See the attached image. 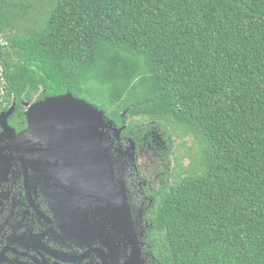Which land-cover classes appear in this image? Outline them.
Here are the masks:
<instances>
[{
  "label": "trees",
  "instance_id": "trees-1",
  "mask_svg": "<svg viewBox=\"0 0 264 264\" xmlns=\"http://www.w3.org/2000/svg\"><path fill=\"white\" fill-rule=\"evenodd\" d=\"M0 64V110L69 91L197 139L151 216L161 264H264V0H0Z\"/></svg>",
  "mask_w": 264,
  "mask_h": 264
},
{
  "label": "flooded vegetation",
  "instance_id": "flooded-vegetation-1",
  "mask_svg": "<svg viewBox=\"0 0 264 264\" xmlns=\"http://www.w3.org/2000/svg\"><path fill=\"white\" fill-rule=\"evenodd\" d=\"M47 97H13L0 110L1 116L13 109L0 117V264H161L150 236L151 216L178 182L177 171L144 176L135 155L125 151L133 150L134 141L138 152L142 138L134 133L140 128L125 132L124 125L121 138L107 129L114 140L109 153L115 177L108 188L122 190L118 200L102 194L94 181L67 178L64 154L55 151L58 138L46 142L32 131L19 137L28 127V112ZM161 128L147 134L173 147ZM90 158L93 165L95 156Z\"/></svg>",
  "mask_w": 264,
  "mask_h": 264
},
{
  "label": "water",
  "instance_id": "water-1",
  "mask_svg": "<svg viewBox=\"0 0 264 264\" xmlns=\"http://www.w3.org/2000/svg\"><path fill=\"white\" fill-rule=\"evenodd\" d=\"M12 110L3 112L0 117ZM27 116L28 127L19 137L26 138L32 131L35 137L46 142H51V137L58 138L55 140V151L60 150L64 154L62 157L65 163L61 168L66 172L67 178L73 176L84 184L94 181L98 183L102 194L111 193L108 195L115 200L119 199L122 190L115 186L108 188V185L115 184V177L112 170L113 158L109 153L114 140L107 129H113L116 136L125 126L118 128L114 121L108 119L104 109L69 91L48 96L35 104ZM92 154L96 160L93 165L90 158Z\"/></svg>",
  "mask_w": 264,
  "mask_h": 264
},
{
  "label": "rangeland",
  "instance_id": "rangeland-1",
  "mask_svg": "<svg viewBox=\"0 0 264 264\" xmlns=\"http://www.w3.org/2000/svg\"><path fill=\"white\" fill-rule=\"evenodd\" d=\"M2 43H5V41L2 40ZM87 101L92 103L89 100ZM148 121V119L144 120L140 118L138 122L140 130H136L134 133L136 137L135 139L142 138L140 142L141 145L138 147V152L136 153L134 151V141L131 142L133 150L131 152L130 150H125L127 154H130L131 156L132 154L135 155L133 160L135 161L137 159L143 175L154 177L160 172V175L163 177V172L171 171L172 168L177 171L176 180L179 181L184 176L190 174V167L198 164L197 159H193V157H197L199 152L197 139H195L190 133H186L183 127L172 125L170 132L172 133L171 138L174 145L171 147L168 140V147L165 145V142H162L159 138L147 134L151 133L148 129ZM122 132L123 130L117 132L118 135H116V137L121 138ZM155 180L158 181L159 179L155 178ZM170 180L172 181V176L170 177Z\"/></svg>",
  "mask_w": 264,
  "mask_h": 264
}]
</instances>
